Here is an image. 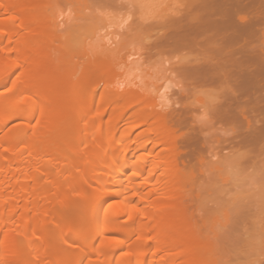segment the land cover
Masks as SVG:
<instances>
[{
  "label": "bare ground",
  "instance_id": "bare-ground-1",
  "mask_svg": "<svg viewBox=\"0 0 264 264\" xmlns=\"http://www.w3.org/2000/svg\"><path fill=\"white\" fill-rule=\"evenodd\" d=\"M183 1L184 11L168 21L152 48L198 49L202 58L184 63V80L193 89L219 84L210 118L235 130L212 138L216 150L237 141L236 148L253 149L250 155L264 152V0ZM49 3L0 0V264H216L215 244L190 206L206 159L205 150L199 155L195 148L211 146L203 130L214 123L208 127L209 118L199 126L189 104H160L142 87L102 93L94 103L95 88L115 65L104 57H94L84 72L89 78L69 83L72 92L64 91L62 100L56 65L47 60L61 38L48 30ZM109 50L113 60L120 58ZM5 66L11 69L4 72ZM51 70L57 81L45 82ZM63 122L66 130L56 133ZM67 148L76 156L63 154ZM196 150L198 173L194 159L185 162ZM66 232L73 236L66 248H76L75 255L52 242Z\"/></svg>",
  "mask_w": 264,
  "mask_h": 264
},
{
  "label": "rangeland",
  "instance_id": "rangeland-1",
  "mask_svg": "<svg viewBox=\"0 0 264 264\" xmlns=\"http://www.w3.org/2000/svg\"><path fill=\"white\" fill-rule=\"evenodd\" d=\"M50 2V5H48L49 7H46L48 10L44 9L47 10V27L48 30L54 34L53 37L57 35V37L59 36L58 38H61L53 43L55 47L52 48L47 60L52 64L55 63L54 72L57 74L58 81L54 77L55 74L52 70L47 78L43 80H45V82L46 80L50 82L52 78H55L58 82L56 85L57 88L63 91L60 96L62 100L64 99V96H62L65 94L64 91L72 92L70 84L76 85L75 83L79 82L81 84L84 82V79L83 82H81V78H84L82 77L84 76L83 74H87L84 73L86 72L85 69L87 66H91L90 64L93 63L92 60L94 57H97L95 58L96 60L99 59L103 61L105 59H102V57H104L106 58L105 63H108L110 60L109 63L115 62V65L112 64L113 67L110 66L111 64L109 65L110 69L106 72V79L104 78L101 84H99L100 86L95 88L96 90H94V93L96 94L94 103L98 101L102 93H109V91L121 92L123 89L125 90V88L132 89V87L134 89L139 88L140 90L142 87V89L145 88V90H148L146 91L148 94L151 93L150 97L152 100L155 98L160 104L176 103L175 107L178 108L180 104L182 105V102L183 104H189L193 109L192 119H195L196 124L199 126L202 125V123L204 124V122L207 124L206 122L208 121L206 120H209L212 110L214 113V105H216L215 103L220 99L218 96L221 95L222 91L220 90L222 88L221 86L220 88L218 87L219 84L218 86L217 84H209L207 86L202 85V87L198 86L196 89H193L188 82L186 83L187 80H184L185 76L182 74L183 65L186 62H195L197 59H200L201 56L199 55L198 49L189 46L179 48L166 47L164 49L152 48V43L167 32L168 21L184 11L183 0H50ZM36 4L41 7L45 2L42 3L39 1ZM108 38L109 43L107 42ZM66 43L68 46H65ZM261 43L264 44V36ZM103 44L105 45L102 46ZM62 45L65 46V48H62ZM37 47L40 49L39 46H36L35 50H38ZM67 47H69V51H67L68 49L66 50ZM101 48L104 49L101 50ZM109 49H113L114 53V50H118L119 55L117 57L120 58L117 60L115 58L113 60V56L115 55H113ZM62 51L64 53L63 56ZM52 64H50V66ZM8 68L11 69L10 66H5L4 72H6ZM87 77L88 74L85 80H87ZM93 78L91 80H93ZM96 80L97 77L96 79L94 78L93 84L97 83L95 82ZM33 83L34 82L31 80L25 85L27 87L29 85V88H31ZM182 87L188 90V96L185 98L181 97ZM22 88H25V86ZM116 89H118V91ZM57 91L59 93L60 90ZM216 97H218V99ZM61 99L59 100L62 101ZM177 102L180 104L178 105ZM67 115L66 112L65 115L63 114L65 117ZM64 118H62V120ZM212 118H210V120ZM44 119L45 117H43V120ZM36 120L37 119L34 120V124H36ZM210 120L209 122L212 123L208 125V127L214 123L213 119V121ZM218 123H214L213 128L207 127L208 129L203 130L204 135L207 136L206 138L210 140L209 145L215 142L218 136L230 137L232 132L235 131L230 123L223 125ZM14 125L15 124H12L11 127ZM65 125L63 122V124L59 126L60 128H56V133L63 132ZM198 125L196 126L197 130H199ZM49 126L50 125L47 127ZM29 132L31 133V131H28V134H26L29 135ZM54 133L53 131V134ZM197 133L194 132V134H196L195 136H197ZM200 133L198 135H202V133ZM30 135L32 136V134ZM57 135L58 134L55 135L56 137L54 136L55 139L60 138L57 137ZM216 135L218 136L216 137ZM134 136L135 134L132 135V137ZM214 136L216 138H214L213 141L212 138ZM206 138H202L205 140V143ZM82 139L83 140H80L82 141L80 144H84L86 141L84 138ZM200 139L198 138L197 142L194 140L195 143H200L197 144L198 146L201 145ZM230 140L232 141V139ZM232 143L234 142L232 141ZM232 143H230V145H228L229 143L226 144L227 150L225 151L224 147V150L222 149L220 152L218 149L220 150L222 146H219L216 150L214 148L215 146L211 145L213 148L208 149L211 153L206 149L211 147H207V144H205V146L204 144L199 146L200 148L196 147L195 149H200L199 155L200 152L205 150L203 154L201 153L205 155L206 158L204 160L203 157V168H201V171L199 170L201 163L196 160V158L200 156H194L197 150L194 152L195 149L192 145L190 146L191 150H194L190 151L193 155L190 153V155L186 157L189 153L186 154L185 160L187 158L188 161L192 159L190 165H193L194 159L195 166H199L195 168L197 173L198 170L200 171V175L194 187L192 185V190L190 189V191H193L192 197L195 199L190 205L192 208H190L191 210H195L194 215L197 220H201L202 234H207L213 245L215 244L214 248L216 249H214V253H218L215 254V257L217 256L216 258L220 260H218L216 264H264V180L259 177L261 175L260 173H263L261 177H264V163L263 165L260 164L262 160L264 161V152L262 151V153L260 150L259 155L258 151L256 153L253 151V155L251 154V156L249 151L253 149L250 148L249 151H245L248 149L247 147L243 149L242 146H240L241 148H236L238 145L236 144V146ZM235 143H237V141ZM47 147H50V144L47 145ZM69 148H72L71 145ZM83 150L85 149H82V152ZM246 152L249 154L247 157H253L255 162L259 156L261 157V161H259V157L256 165L250 157L249 160V158L245 157L246 155L244 156ZM64 153L68 156L71 154L72 156L70 157L76 156L74 153L72 154L68 148L65 151L63 150V154ZM257 154L259 156L255 159ZM188 161L186 160L185 162ZM203 161L205 164H203ZM249 165H254L256 168L254 166L250 168ZM201 172L203 173L201 174ZM253 180H255V182ZM194 199H192V201ZM79 205L77 206L80 207ZM75 208L74 210L72 208V211L77 213V210L79 214L81 209ZM75 215L73 216L77 217V219L80 218L78 217L79 215ZM67 234V232L64 233V235L62 234V238L58 235L60 239L57 236L55 239V236H53V240H56V242H52L56 243L57 246L69 247V243L71 242L69 238L73 239V236L69 237L70 235ZM86 238L91 239V234H87ZM57 242L59 244H57ZM86 242L88 243V241ZM73 251L75 252L77 249L74 248L69 250V248H66V252L62 251V254L65 253L66 255L71 253L75 255L77 252L73 254ZM54 254L56 253L54 252ZM218 256L220 258H218Z\"/></svg>",
  "mask_w": 264,
  "mask_h": 264
},
{
  "label": "snow or ice",
  "instance_id": "snow-or-ice-1",
  "mask_svg": "<svg viewBox=\"0 0 264 264\" xmlns=\"http://www.w3.org/2000/svg\"><path fill=\"white\" fill-rule=\"evenodd\" d=\"M13 19H14V17H13Z\"/></svg>",
  "mask_w": 264,
  "mask_h": 264
}]
</instances>
